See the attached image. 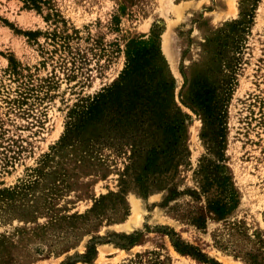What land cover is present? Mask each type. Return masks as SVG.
I'll list each match as a JSON object with an SVG mask.
<instances>
[{
    "label": "rangeland",
    "instance_id": "1",
    "mask_svg": "<svg viewBox=\"0 0 264 264\" xmlns=\"http://www.w3.org/2000/svg\"><path fill=\"white\" fill-rule=\"evenodd\" d=\"M150 46L154 125L64 140ZM210 261L264 264V0H0V264Z\"/></svg>",
    "mask_w": 264,
    "mask_h": 264
},
{
    "label": "trees",
    "instance_id": "2",
    "mask_svg": "<svg viewBox=\"0 0 264 264\" xmlns=\"http://www.w3.org/2000/svg\"><path fill=\"white\" fill-rule=\"evenodd\" d=\"M148 64V65H147ZM170 85L163 79L158 67L157 50L154 46L143 49L141 52H133L129 55L125 70L110 87L103 90L91 101L85 100L69 116V122L65 129L64 140H71L79 136L81 128L92 123H114V127H120L123 121L134 123L135 133L143 134L153 125L152 115L159 119L157 108L162 105L164 96L168 94ZM111 116V117H110ZM164 129L169 137H173L175 128L167 124ZM155 157L154 148L151 151ZM128 245L133 246L137 236L130 235ZM179 240L173 244L179 254L191 255L189 246H183ZM96 255L94 247L87 250L84 259L87 263ZM199 261L207 263L198 252L195 254ZM211 264H218L210 261Z\"/></svg>",
    "mask_w": 264,
    "mask_h": 264
}]
</instances>
